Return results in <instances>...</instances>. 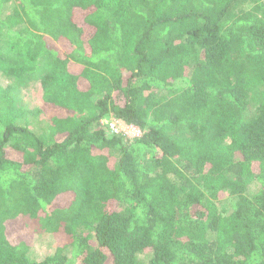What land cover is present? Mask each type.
Masks as SVG:
<instances>
[{"label": "trees", "instance_id": "1", "mask_svg": "<svg viewBox=\"0 0 264 264\" xmlns=\"http://www.w3.org/2000/svg\"><path fill=\"white\" fill-rule=\"evenodd\" d=\"M0 75V264H264V0H0Z\"/></svg>", "mask_w": 264, "mask_h": 264}, {"label": "rangeland", "instance_id": "2", "mask_svg": "<svg viewBox=\"0 0 264 264\" xmlns=\"http://www.w3.org/2000/svg\"><path fill=\"white\" fill-rule=\"evenodd\" d=\"M0 83L6 85L8 81L0 75ZM22 93L24 97L23 101L25 102V104L27 103L29 105H43L39 83L34 82L31 87L24 88ZM46 108L47 113H54V110L48 107ZM122 124V133L126 134L128 137H137L142 134L141 130L138 127L126 124L124 122ZM257 188V184L254 183L250 186V191L253 193ZM8 235L10 236V239L13 243L21 240H26L31 243L32 247L30 249V254L37 261L43 260L45 257L53 253L59 244H62V241L60 240L58 242L57 240H55L53 235L43 233H36L34 235L32 229H30L28 226L26 227L23 222L11 224L8 228ZM145 252L147 253L142 254L141 258L147 260L150 258V254L148 253L149 251ZM69 256L73 258L76 264H82L81 258L73 256L72 252L69 253Z\"/></svg>", "mask_w": 264, "mask_h": 264}, {"label": "built area", "instance_id": "3", "mask_svg": "<svg viewBox=\"0 0 264 264\" xmlns=\"http://www.w3.org/2000/svg\"><path fill=\"white\" fill-rule=\"evenodd\" d=\"M123 122L124 121L121 119L110 117V118L104 119L102 121V124L108 127V130L111 132V134H119L123 132V128H122Z\"/></svg>", "mask_w": 264, "mask_h": 264}]
</instances>
